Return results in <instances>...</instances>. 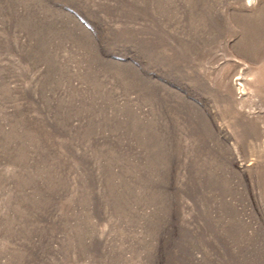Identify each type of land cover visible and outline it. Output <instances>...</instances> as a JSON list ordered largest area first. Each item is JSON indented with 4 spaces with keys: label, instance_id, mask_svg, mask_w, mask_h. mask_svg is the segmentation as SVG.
I'll use <instances>...</instances> for the list:
<instances>
[{
    "label": "rangeland",
    "instance_id": "374dc122",
    "mask_svg": "<svg viewBox=\"0 0 264 264\" xmlns=\"http://www.w3.org/2000/svg\"><path fill=\"white\" fill-rule=\"evenodd\" d=\"M0 264H264V0H0Z\"/></svg>",
    "mask_w": 264,
    "mask_h": 264
}]
</instances>
